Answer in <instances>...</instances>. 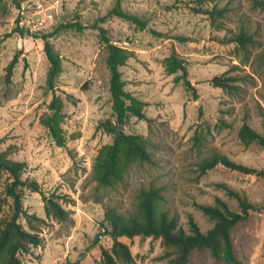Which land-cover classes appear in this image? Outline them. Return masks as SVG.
<instances>
[{"label": "rangeland", "instance_id": "1", "mask_svg": "<svg viewBox=\"0 0 264 264\" xmlns=\"http://www.w3.org/2000/svg\"><path fill=\"white\" fill-rule=\"evenodd\" d=\"M37 1L51 8L53 20L37 12ZM118 1L123 11L146 20L148 28L109 14ZM24 6L22 24L19 10ZM214 7L226 10L215 22L208 13ZM102 17L110 39L131 52L121 67L125 88L146 103L150 119L131 115L122 132L146 138L152 155L151 162L133 160L124 179L108 188L92 175L99 150L114 140L102 122L116 117L100 31L61 28L50 38L62 61L55 88L63 101L66 146L53 140L45 124L52 112L50 62L40 38L59 23L76 19L92 24ZM17 26H24L25 33L16 31ZM240 32L251 35L253 42L243 46L230 41ZM173 52L184 59L195 92L184 84L181 70L167 71ZM15 54L19 61L8 81L7 66ZM215 76L239 79L226 89L215 86ZM244 122L264 134V0H0V151L26 161V175L39 182L46 196H62L60 201L72 212L68 221L49 217L43 194L20 188L24 208L43 219L32 221L44 237L30 253H21L23 264H104L102 247L113 244L104 222L106 209L136 213L141 190L150 186L163 189L160 207L186 230L193 217L207 231L214 220L197 204H215L221 197L241 212L238 200L218 186L223 182L257 207L234 229L236 252L247 264H264V176L222 164L204 174L200 170L202 160L213 153L264 169V146H246L239 139ZM10 182L1 170L0 222L14 212V200L7 194ZM20 221L29 229L26 219ZM120 239L130 245L134 264H168L161 239ZM189 264L225 263L209 250H195Z\"/></svg>", "mask_w": 264, "mask_h": 264}, {"label": "trees", "instance_id": "2", "mask_svg": "<svg viewBox=\"0 0 264 264\" xmlns=\"http://www.w3.org/2000/svg\"><path fill=\"white\" fill-rule=\"evenodd\" d=\"M225 9L214 7L208 11L213 18L225 17ZM109 14H115L134 22L142 29L148 28V22L144 19L131 15L121 8L118 1L110 10ZM105 18V17H104ZM104 18H99L94 23H82L73 19L59 23L55 30L48 34L41 35L45 44V53L50 62L47 83L51 90V101L49 109L53 115L48 113L45 124L49 129L50 135L59 146H66L67 137L64 134L61 122L63 120V101L56 93V80L62 70V61L59 54L55 51L50 38L61 28H97L107 50L106 64L110 72V92L113 101L115 120L107 119L102 122L105 130L114 134L111 144L104 145L96 157L93 166V178L102 187L108 188L115 186L124 179L126 170L135 159L140 161H152L151 152L148 149V140L138 134H127L122 132L116 137V124L124 125L129 116H136L139 119L150 120L145 113L146 103L126 90V81L123 78L121 67L124 66L131 56L128 48L115 44L107 35L106 28L101 24ZM16 31L20 34L25 33L24 26H17ZM179 40H186L179 36ZM230 41L246 46L253 42V37L240 32L231 37ZM19 61V54H15L7 66L6 79L12 80L14 68ZM178 70L182 71L184 84L194 92L196 91L192 81L188 78V70L185 61L177 52L167 60V71L172 74ZM239 77L215 76L212 81L215 86L226 89H233L232 82ZM241 142L248 146L253 142H258L264 146V134L258 132L249 123L244 122L238 132ZM8 150L0 151V171L7 172L11 182L7 187V194L14 200L13 214L0 222V264H23L21 253H30L31 247H38L43 243L44 237L41 236L38 226L33 224L32 219L43 221L34 214L29 213L23 206L20 188L28 187L33 191L40 192L44 196L46 214L58 221L72 220L71 210L66 209L60 201V195L52 194L46 196L38 181L26 175L28 168L26 161H18L9 157ZM222 164L227 168L245 174H256L264 176V169H258L239 163L232 158L220 153H213L200 163L201 173ZM227 193L235 197L241 207V212L234 211L229 204L221 197H216L215 204H197V206L214 220V226L207 231H203L193 217L189 220V230L180 224L176 216L160 207V202L164 199L161 187L150 186L142 189L139 194L137 212L126 214L118 211L114 207H108L105 211L104 222L106 230L113 238L110 249L102 247V258L104 264H134L135 257L128 243L122 241L120 237L135 236L152 237L161 239L167 249L168 264H189L191 256L195 250H209L213 257L223 261L225 264H247L237 254L234 242V229L237 224L246 218L250 209L257 208L256 205L248 200L238 190L228 183H218ZM20 218L28 221L30 227L26 229ZM105 224V223H104Z\"/></svg>", "mask_w": 264, "mask_h": 264}, {"label": "built area", "instance_id": "3", "mask_svg": "<svg viewBox=\"0 0 264 264\" xmlns=\"http://www.w3.org/2000/svg\"><path fill=\"white\" fill-rule=\"evenodd\" d=\"M35 9H37V12H44V14H45V17L46 18H49V19H52L53 20V15H52V13L50 12V9L51 8H48V7H45V5H44V3H42L41 1H37L35 4H34V6H33ZM28 8H26L25 6L24 7H20V10H19V12H20V14L19 15H21L20 16V18H21V20H20V22L22 23V24H24V22H25V17H26V10H27ZM44 20V19H43ZM38 21L39 22H41V24L43 23L42 22V20L40 19L39 20V18H38Z\"/></svg>", "mask_w": 264, "mask_h": 264}, {"label": "water", "instance_id": "4", "mask_svg": "<svg viewBox=\"0 0 264 264\" xmlns=\"http://www.w3.org/2000/svg\"><path fill=\"white\" fill-rule=\"evenodd\" d=\"M53 111L51 112V114L53 115ZM122 134V125L121 124H117L116 125V137H119Z\"/></svg>", "mask_w": 264, "mask_h": 264}]
</instances>
